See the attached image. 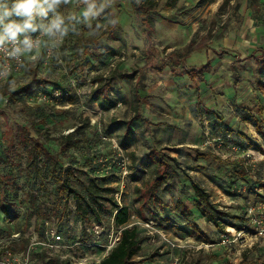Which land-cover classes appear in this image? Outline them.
<instances>
[{
    "label": "rangeland",
    "instance_id": "obj_1",
    "mask_svg": "<svg viewBox=\"0 0 264 264\" xmlns=\"http://www.w3.org/2000/svg\"><path fill=\"white\" fill-rule=\"evenodd\" d=\"M131 1L133 7L148 4L150 13L160 22L178 21L182 28H194L191 50L203 51L206 44H212V38L226 36L225 42H230L221 46L225 51L219 52L221 55L226 54L221 63L215 61L212 65L214 73L211 71L213 74L210 77L215 81L221 80L220 88L209 92L208 86L204 85L198 89V98L184 103L188 111L193 106L198 109V116L194 119L199 130L186 124L180 129L177 126L181 123H173V117H164V113L157 117L169 121H162L164 125L162 122L154 125L144 117L143 114L153 118L158 108L162 112L167 110L174 114H179L181 110L175 107L167 109L169 106L164 108L162 105L156 107V101L151 99L164 101V94L150 86V90L147 89L144 94H148L146 99L151 102L146 100L139 103L133 99L134 79L142 78L138 72L141 71L143 48L135 41L130 29L128 15L133 8L131 3L124 4L123 11H120V1L111 0V7L105 15L93 21L94 31L81 25L78 34L70 33L54 48V58L58 61L43 66L42 54L33 62L27 57L18 74L0 80V174L5 176L3 179L8 184L6 189L0 184V200L3 198L8 204L17 205L22 214L33 204L34 201L29 200L30 195H33L48 217H30L31 226L38 230L41 222L54 221L67 242L74 243L79 237L86 243L101 245L103 249H96L104 257L109 253L106 247L118 243L120 227L115 225L113 216L116 207L124 206L128 211L125 225L128 228L136 227L142 240H148V236L144 235V227L139 224L146 222L143 220H152L157 226L156 230L167 236L166 244L173 249L160 248L161 252L155 249L153 255L149 256V259H158V264H172L173 258L179 254L175 248L186 246L184 264L191 263V253L197 247H200V252H204V261L210 264H251L256 256H262L263 249L255 246L264 242V239H258L251 245L250 238L238 232L245 229L251 232V224L245 216L247 206L264 204V143L254 127L248 123L247 126L241 124L244 122L236 114L239 110L246 113L245 107H252L255 102L264 106V98L256 89L258 65L255 62L257 57L264 59V0H220V3H216L217 0ZM61 11L65 15H78L80 6L77 0H72L69 5L62 6ZM112 20L116 23L113 24ZM45 44L53 49L46 39ZM89 48L91 52L86 53ZM251 53L255 56H250ZM176 55L185 56L184 51ZM112 56L122 59L115 61L114 67L104 78L99 72H105L104 64ZM233 59H237L236 62L229 65ZM208 74H203L205 82ZM100 77L102 85L99 83ZM32 80L46 82V90L61 88L66 96L58 102L37 101L23 91ZM165 80L161 85L166 90L170 86H164L169 84L168 79ZM100 87L103 97L119 103L114 110H103L97 103L89 101L90 94ZM124 94L131 95L126 105ZM216 96L222 97L220 102L228 99L229 105L224 108L229 111V115L219 111L216 103H210L211 100L215 102ZM234 119L238 120L237 123ZM257 121L264 128V117ZM128 124L133 130L130 134H134V137L130 138L125 132L126 128L129 129ZM206 131H209L211 141H221L219 149L204 145ZM66 136H71V140H66ZM183 139L190 145L176 147L175 144ZM36 144L55 155L56 162H47ZM62 144L72 145L63 151ZM236 147L240 148L239 153L232 150ZM118 150L127 160L126 176H123L121 167L117 165ZM154 150H162L174 158L175 167L200 185L212 202L221 208L219 210L227 214L225 219H228V224L222 221L221 227L215 228L211 240L189 227L197 218L195 209H192V214L181 215L172 209L171 201L164 191L157 193L162 201V207L154 205L157 214L152 215L147 211L139 213L136 188L151 175L147 171L134 173L132 166L135 160ZM204 152L219 157L224 163L197 156ZM249 152L253 155L239 158ZM61 184L66 192L69 189L78 192L90 190L86 198L95 208L97 219L89 212L83 217L77 212V204L76 215L84 220L90 230L93 225L99 226V235L86 231L78 234L75 221L69 224L64 219L66 195L61 196L56 188ZM174 190L181 202L193 207V191L187 177L181 174L174 178ZM92 195L105 199H97V203H93ZM30 212L27 211V215ZM198 222L202 226L205 224L203 227L208 229V223L206 225L202 220ZM3 225L0 214V228ZM209 226L212 228L213 225ZM6 241L16 251L26 246L23 237L18 241ZM179 243L182 247L177 246ZM207 244L211 247L204 246ZM75 253H79V250L76 249ZM64 262L52 258L47 264Z\"/></svg>",
    "mask_w": 264,
    "mask_h": 264
},
{
    "label": "trees",
    "instance_id": "obj_2",
    "mask_svg": "<svg viewBox=\"0 0 264 264\" xmlns=\"http://www.w3.org/2000/svg\"><path fill=\"white\" fill-rule=\"evenodd\" d=\"M143 7H133L129 10V14L132 17V26L135 32L136 37L143 39L145 43V54H146V63L151 64L152 68L161 71L166 62H163L159 59L158 52L154 49L153 45L149 40V31L147 30L148 26L145 23V20L141 19L139 15L140 12L144 11ZM107 34V32H104ZM91 48L87 49L86 53H90ZM110 58V57H109ZM108 58V60H109ZM107 60V61H108ZM106 63L104 66H106ZM257 69H258V78L256 81V89L264 98V59L257 61ZM103 66V67H104ZM172 72L176 73L178 70H184L187 76L191 80H198L200 82H204L203 74L209 72L210 66L205 65L201 68H184L183 63L177 62V64H170ZM100 85L102 78H99ZM46 82L42 80H32L27 86L24 88V92L28 93L30 97L35 99V96L38 92H48L52 89H60L62 92V96L58 99L60 101L62 98L66 96V93L63 89L58 87H51L46 90L45 88ZM40 87V89H36ZM98 87V86H97ZM57 101V102H58ZM89 101L91 103H97L103 110H110L117 107L118 102L111 100L107 97H103L102 87L93 91L90 94ZM239 115L241 116V120L245 123L252 125L255 128L256 133L260 136L264 143V128L257 121L258 119H263L264 117V106L259 102H255V104L247 109V112L239 110ZM129 130H127V133ZM71 136H66L65 139L70 141ZM77 142V140L75 141ZM73 143V142H72ZM38 151L43 155V158L47 160V162H56L57 157L43 148L42 145L36 144ZM72 144H62L61 149L64 151L67 148L71 147ZM198 157L204 158H212L213 161H216L220 164L224 163L219 157L214 156L210 153H200L197 155ZM30 163V161H29ZM176 160L174 158L169 157L162 150H154L149 152L148 154L138 158L133 162V172H143L147 171L151 177L149 179L144 180L141 185L136 188V200L139 204V213L143 211H147L150 214H157L154 205H159L162 207V201L157 196L159 191H164L167 195H169L171 199V207L173 210L179 212L181 215L192 214V210L188 209V207L181 202V200L176 195L174 190V178L180 177L181 174L188 178L190 181V186L193 191V207L201 217L204 218L206 222L211 223L215 227H220L222 221L227 217V214L218 210L212 201L210 200L207 192L200 187L196 182L192 181L191 178L183 172L180 168L175 167ZM4 175L0 174V184L3 189L7 188V181L3 179ZM7 177V176H6ZM56 188L61 196L66 198L68 196H73L75 204H77V212L85 217L86 212L91 213L96 218L95 208L90 204L88 199L86 198V193H90L89 189L84 190V192H78L75 189H69L66 192L64 185H57ZM29 197V196H28ZM33 195H30L29 200H33V204L28 207V210H23L22 214L18 211V206L13 204H8L5 199L2 198L0 200V214L3 218H8L13 220L12 227L7 225H3L0 228L1 234H6L7 236L12 234H24L28 228L31 226L30 217L36 216L37 219L47 218L46 212L42 209L40 204L36 202ZM97 199H105L101 196H91V201L93 203H97ZM31 211L30 214L27 215V211ZM115 225L120 227L119 230V241L118 243L109 251V253L101 260L100 264H131V260L133 256H135L140 249V240L138 239L137 230L135 227L128 228L125 224L128 219V211L126 207H116V213L113 216ZM97 219V218H96ZM190 226L196 227V225L191 222ZM241 229V228H239ZM44 260L40 264H47ZM64 264H68L67 261Z\"/></svg>",
    "mask_w": 264,
    "mask_h": 264
},
{
    "label": "crops",
    "instance_id": "obj_3",
    "mask_svg": "<svg viewBox=\"0 0 264 264\" xmlns=\"http://www.w3.org/2000/svg\"><path fill=\"white\" fill-rule=\"evenodd\" d=\"M118 1H120V5H119L120 11H123V9H122L123 5L127 4V3H131V5L133 7L131 0H118ZM218 2L220 3V0H217L216 3H218ZM136 7H143L145 9L144 11L140 12L139 15L141 16L142 20H145V23L148 26L147 30L149 31L150 43L153 45L154 49L158 52L159 59L162 60L163 62H166V64L163 66L161 71H157V70L152 68L151 64L146 63L145 43H144L143 39L136 37L133 26H132V17L130 15H128V17L130 18V29L134 34L135 41L140 43L141 48H143L142 64L140 66L141 71L138 72V75H141L142 78L141 79L140 78L134 79V89H133V93H132L133 99L137 100L139 103L146 101V100H148L149 102H151V100H155L156 101V104H155L156 107H157V105H162V107H164V108L169 106V108H167V109L172 110V108L175 107V108H179L181 110L179 114H174V112H171V111L168 112L167 110L165 112H162V110H160L158 108V110L155 111V114H153V116H152L153 118H151L149 115L143 114L144 117L149 120L148 122H150L152 124L157 123V122H162V121L169 122V121L162 120L160 118L157 119L158 116H162V113H164V117H167V118H169L170 116L173 117V123H175V124L181 123L180 125L177 126L180 129L183 128L186 124V125H191L194 130H199L198 124H196L195 119H194V117L198 113L197 112L198 109L195 108V106H193V107L189 108V111H188L187 110L188 108H186V105L184 103L186 101H192L193 99L198 98V96H199L198 89H200V87H202L204 85L208 86L207 89H209V92H212L215 89L220 88L219 86L222 83L221 80L215 81L216 79L210 77L211 74L214 73L212 65H213V62H215V61H219L221 63V61L226 56V54L221 55V53L219 52V51H222V52L225 51L224 48L221 46H223V44L227 45L230 42L228 40H227L228 43L225 42L226 36L224 38H219V39H215V38L213 39L212 38L211 42H210L212 44H206V47H205V49H203V51H200L199 49H192L191 50L190 47H191L192 43L194 42V40L192 39L193 34H194V28H191V29L182 28L183 26L180 25V22H178V21H176V22H168V21L160 22V20H158V18L156 16H152V13H150V7L148 6V4L142 3V4L137 5ZM177 20H179V19L177 18ZM178 26H179V28H178ZM175 27H177V28H175ZM180 28L183 29V30H181V32L179 30ZM183 51H184L185 56H177L176 55V54L183 53ZM250 56L254 57L255 55L253 53H251ZM260 56H261V54H260ZM212 57L214 58L213 60H212ZM242 59L243 58H241V60ZM246 59H248V58H246ZM261 59L262 58L257 57L255 62L257 63V61L261 60ZM236 60L237 59H233V61H229V65H231L233 62H236ZM177 62L183 63L184 68H189V67L190 68H192V67L198 68V67H202L205 65H209L210 69L208 72L209 74L207 76L208 80L206 82L205 81L200 82L198 80H191L187 76V74L185 73L184 70H182V71L178 70L176 73H173L170 64L171 65L173 63L177 64ZM211 71L213 73H211ZM165 79H168L169 84L164 85V86L165 87L170 86L166 90L161 85V83L164 84L166 82ZM149 86L153 87L154 90L157 89V91L164 94L163 95L164 101L157 100L155 98L151 99V100L146 99L148 94H144V93H147L146 90L149 88ZM179 86H180V88H179ZM148 90H150V89H148ZM119 92L123 93L122 91H119ZM130 96H131L130 94H128V95L124 94L123 95L124 105H126V102H128V101L130 102ZM221 99H222V97L220 98V97L216 96L215 102H214V100H211L210 103H212V104L216 103L217 107H218L217 109L219 111H225L224 114L229 115L228 114L229 111L225 110V108H224V106L229 105L228 99L225 98L224 101L222 100L220 102ZM231 104H234V103H231ZM205 106H208V104H206ZM248 108H251V106L245 107V109H248ZM114 109L112 108L110 110H114ZM236 115L239 119H241V116L239 115V113ZM236 120L234 119V122L237 123L238 120L237 121ZM125 124H126V122H125ZM162 124L164 125L163 122H162ZM241 124L246 125V126L248 125L245 122L241 123ZM129 125L130 124L127 125V127H129V129L126 128L125 132H127V130H129L128 134L131 138V137H134V134H130V132L133 130ZM163 125H161V127H164ZM231 126H232V124L230 125V127ZM254 130H255V128H254ZM129 136L127 138H129ZM125 139L123 138V141H126ZM189 145L190 144H188V141L184 140V139L175 144L176 147H183V146H189ZM167 196H168V200L171 201L169 195H167ZM214 206L218 210L221 209L216 204H214ZM187 207H188V209H191V210L194 208V207H190V206H187ZM196 215H197V218L192 221L196 225V227H193V226H189V227L195 233H200L203 235L205 234L208 237V239L211 240L215 234V228H218V227H215L213 225L212 228H210L209 225H211V224H209V222H206L204 220V218L201 217L200 214H198L197 212H196ZM201 220L204 223H206V225L208 223V227H207L208 229L207 230L204 228L205 224L203 225L204 226L203 227L202 225H200V222H198ZM143 221L147 222V220H143ZM148 221H152V220H148ZM223 222L228 224L229 221H228V219H224ZM229 225H233V224L230 223ZM156 227L157 226L153 223L152 228H150V229L143 228L146 231V234H144V235L148 236L147 241L142 240V238L139 236V232H138L137 228L135 227L137 230L138 239L140 240V245H139L140 249H139L138 253L135 256H133V258L131 260V264H158V262H157L158 259H149V256L153 255L155 249H158L159 252H161L160 248H163V249L169 248L170 250L173 249L166 244L167 239H168V238H166L167 236L164 235V240H163L160 232L156 230ZM220 227H221V224H220ZM160 239H162V240H160ZM187 239H191V238L188 237ZM180 242L182 243V241H180ZM183 243H185V241H183ZM174 245H177V244H174ZM177 246H180V243ZM204 246L207 248L211 247L210 244H207ZM180 247H182V246H180ZM255 247L257 249H263L262 250L263 252H261L262 256H261V254H259L261 256V258H259L260 256H256V258L253 260V262L251 264H264V242H261V244H258ZM187 248H188L187 246H186V248H175L176 250H178L179 256L177 255L173 259L177 258L179 260V264H184V262H183L184 261V251ZM194 249H195V251H192V253H191V257H190L191 263L190 264H210L209 261H204L205 260L203 258L204 252L203 253L200 252V250H199L200 247H197ZM214 255H215V253H214ZM227 257L229 258V255H227ZM153 258H155V257H153ZM209 258H210V256L208 257V259Z\"/></svg>",
    "mask_w": 264,
    "mask_h": 264
},
{
    "label": "built area",
    "instance_id": "obj_4",
    "mask_svg": "<svg viewBox=\"0 0 264 264\" xmlns=\"http://www.w3.org/2000/svg\"><path fill=\"white\" fill-rule=\"evenodd\" d=\"M39 54H42L41 63L43 66H47L48 63L55 60L58 61L57 58H54L55 50L48 47L45 44V38L42 37L39 47L34 49L31 53L24 54L22 64L6 60L3 56H0V65H8L7 70H0V80L13 74H18L23 68L27 57L33 62L39 58ZM121 59L122 58H118V56H112L109 58L105 67V72H99L101 73V76L105 78L109 71H111L114 67L115 61ZM61 96L62 92L60 89H52L48 92H38L35 99L42 103H50L57 102ZM117 105H119V103ZM204 137L205 146L209 145L212 148H220L221 141L219 139L211 141L209 138V131L204 133ZM232 150L235 153L240 152L239 147L233 148ZM214 152L216 155H220L215 149ZM119 153V161L117 165L121 167L123 176H126L128 174L127 160L123 157L121 151H119ZM250 155H253L252 152L242 154L239 158L249 157ZM245 216L251 224V229L249 230L251 232H247L248 230L245 231V229L239 231L238 233L245 237H249L252 245L254 241L257 242L258 239H264V204L248 205L245 210ZM64 219H66L69 224H72L75 221V228L78 234L86 231L88 234L92 233L97 236L100 233L98 231L99 226L93 225V229L90 230L86 227L84 220L76 215V206L73 196H68L66 198ZM3 221L5 225L12 227L13 220L5 217L3 218ZM139 224L148 229L153 226L151 221L141 222ZM8 237L9 238H7L6 234L0 233V264H40L43 260L44 262H47L52 258L62 259L67 261L68 264H100L101 260L104 258V256H102V252L96 249H103V246L101 245L86 243L79 237L76 238L74 243L67 242L64 236L58 231L57 224L54 221L45 220L41 222L38 230L35 229L34 226H30L29 230L24 234L21 235L16 233ZM20 237H23L24 241H26V246L21 251H16L12 249L9 245V241H6V239L18 241ZM161 237L164 240V236L161 235ZM115 245L116 242H114L113 245L106 247V252L108 253ZM73 249L79 250V253H75V250ZM172 264H179V260L177 258L174 259Z\"/></svg>",
    "mask_w": 264,
    "mask_h": 264
},
{
    "label": "clouds",
    "instance_id": "obj_5",
    "mask_svg": "<svg viewBox=\"0 0 264 264\" xmlns=\"http://www.w3.org/2000/svg\"><path fill=\"white\" fill-rule=\"evenodd\" d=\"M70 3L72 0H0V56L22 64L24 54L39 47L42 37L54 49L70 33L78 34L81 25L94 31L93 21L111 7V0H77L79 14H63L62 6ZM7 67L0 65V70Z\"/></svg>",
    "mask_w": 264,
    "mask_h": 264
}]
</instances>
